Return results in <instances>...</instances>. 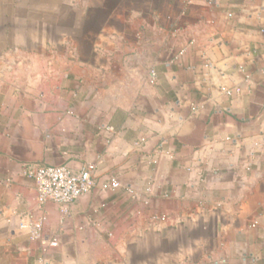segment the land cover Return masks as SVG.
<instances>
[{"label": "crops", "instance_id": "1", "mask_svg": "<svg viewBox=\"0 0 264 264\" xmlns=\"http://www.w3.org/2000/svg\"><path fill=\"white\" fill-rule=\"evenodd\" d=\"M41 213L47 264H264V0H0V264Z\"/></svg>", "mask_w": 264, "mask_h": 264}, {"label": "built area", "instance_id": "2", "mask_svg": "<svg viewBox=\"0 0 264 264\" xmlns=\"http://www.w3.org/2000/svg\"><path fill=\"white\" fill-rule=\"evenodd\" d=\"M235 92H238V90L236 89ZM93 171V165H87L78 172H74L68 167L40 166L34 169L30 173V177L35 183L38 209L41 210L46 203H53L61 208V214H67L68 207L81 197L89 194L94 188ZM118 187L119 184L116 180L110 181L111 190ZM15 217L18 219L17 228L25 231L31 241L40 243L41 256L35 264H47L45 254L48 250L55 249L58 241L54 237L51 239L44 238L43 225L47 220L46 215L41 213L34 220L26 215H15Z\"/></svg>", "mask_w": 264, "mask_h": 264}]
</instances>
